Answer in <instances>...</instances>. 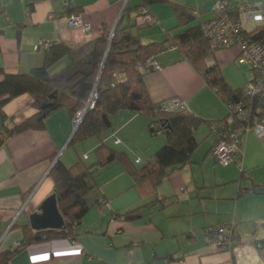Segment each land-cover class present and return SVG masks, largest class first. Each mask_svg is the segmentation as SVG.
<instances>
[{"label": "crops", "instance_id": "1", "mask_svg": "<svg viewBox=\"0 0 264 264\" xmlns=\"http://www.w3.org/2000/svg\"><path fill=\"white\" fill-rule=\"evenodd\" d=\"M174 1L195 6L200 10L197 19L204 22L213 16L218 2ZM228 1L232 6L242 3ZM252 1L264 5V0ZM135 2L130 0V4ZM70 9L91 24L90 31L69 24L66 14ZM148 9L156 21L141 29L142 38L163 39L177 18L169 4H152ZM50 12L56 16L50 18ZM122 13V0H0V67L24 72L41 65L45 48H36L41 41L80 44L103 33L109 35L115 26L129 21L127 13ZM240 19L249 28L256 25L243 15ZM237 53V46L219 49L210 60L220 64L234 88L243 87L249 77L248 68L236 63ZM153 58L160 68L148 71L145 81L155 101L178 97L189 111L206 119L228 115L226 102L176 47ZM68 60L61 58L50 71L59 70ZM32 100L29 93H22L8 101L4 111L20 122L35 111ZM149 122V116L123 109L113 116L102 138L91 136L70 146L75 122L61 106L45 116L44 128L9 136L0 145V251L17 246L23 238V225L30 224V214L40 211L43 200L54 193L49 170L57 158L71 165L87 154L85 159L92 161L103 139L142 165L165 143L164 134H150ZM194 133L200 144L192 161L172 170L156 193L144 194L119 163L102 168L95 177L99 187L87 195L90 207L76 233L33 241L12 255L11 264H264V138L247 133L241 157L222 164L213 153L216 139L210 126L203 123ZM240 185L247 191L240 192ZM156 198L154 205L143 207L139 219L124 220L113 214ZM229 220L236 226L234 246L217 249L204 229Z\"/></svg>", "mask_w": 264, "mask_h": 264}, {"label": "trees", "instance_id": "2", "mask_svg": "<svg viewBox=\"0 0 264 264\" xmlns=\"http://www.w3.org/2000/svg\"><path fill=\"white\" fill-rule=\"evenodd\" d=\"M222 1L229 15L240 19V5L232 6L228 0ZM152 4H169L177 24L166 29L163 39L144 41L141 29L148 25L136 23L137 11L139 7L148 8ZM72 12L78 11L70 9L69 13ZM123 13H127L129 21L118 24L111 38L108 33H103L80 44L65 40L50 41L41 65L24 72H7L0 67V145L16 133L44 128L45 116L61 106L66 107L73 118L86 108L70 137V146L91 136L102 138L103 132L111 126L113 116L123 109L149 116L150 134H164L165 143L142 165H137L125 150L112 147L103 139L95 148L92 161L80 157L75 163L66 165L57 158L49 175L65 226L61 229H34L30 224L23 225L22 240L14 249L0 251V264H11L12 255L33 241L75 234L76 227L82 223L90 207L87 195L99 187L95 177L102 168L119 163L144 194L156 193L159 184L172 170L192 161L193 153L200 144L194 132L201 124H208L210 131L215 125L223 124L230 128L243 125V121L236 119L231 111L224 118L211 120L186 107L166 109L163 100L155 101L151 97L146 85L145 75L151 70L146 66V61L168 47H176L223 101H249L243 87H232L226 81L220 64L216 60L210 61L220 48L211 45L204 21L197 19L200 10L191 4L174 0H136L132 4L128 0ZM244 33L264 43V22L245 28ZM63 57H68V62L59 70L51 72L49 68ZM22 93L32 96L35 111L24 120L15 122L5 113L4 105ZM90 98L93 99V105L87 106ZM159 200L165 204L163 197ZM157 201L156 198L144 205L113 214L124 220H136L142 217L144 206H152Z\"/></svg>", "mask_w": 264, "mask_h": 264}, {"label": "built area", "instance_id": "3", "mask_svg": "<svg viewBox=\"0 0 264 264\" xmlns=\"http://www.w3.org/2000/svg\"><path fill=\"white\" fill-rule=\"evenodd\" d=\"M128 0H122V11ZM66 6V4H65ZM241 15L246 19L259 25L264 22V5H256L252 0H242L240 4ZM50 18L56 16L55 12H50ZM69 24L83 31H90L91 24L83 20L78 12L66 14ZM155 17L145 6L139 7L136 16V23L140 26L154 24ZM204 28L207 37L213 47L230 48L238 47V53L235 57L239 65L249 69L250 75L243 86L249 101L233 100L226 102L228 110L235 114L236 119L243 121L239 127L213 126L211 133L215 136L216 142L213 153L216 159L222 164L235 162L242 155V144L244 136L249 132H254L259 137L264 138V43L248 37L244 33L246 28L241 19L233 18L226 11L225 2L218 0L214 9L213 16L204 22ZM111 33V32H110ZM109 33V37H110ZM49 41L37 43L36 48H47ZM146 66L151 69H159L160 65L154 58L146 61ZM88 105H93V99ZM166 109H182L185 107L184 101L178 97H173L163 102ZM82 115V110L74 118L75 125ZM120 142L119 138H115ZM88 157L87 154L84 155ZM139 160V159H138ZM240 192H246L247 189L240 186ZM204 232L208 237L209 243L220 250H231L235 243L236 226L232 220L209 225L205 227ZM260 245V243H258Z\"/></svg>", "mask_w": 264, "mask_h": 264}, {"label": "water", "instance_id": "4", "mask_svg": "<svg viewBox=\"0 0 264 264\" xmlns=\"http://www.w3.org/2000/svg\"><path fill=\"white\" fill-rule=\"evenodd\" d=\"M115 28L116 26L110 31L111 32L110 38L112 37L113 31L115 30ZM90 100L91 98L89 99V101ZM89 101L87 103V106L89 104ZM85 111H86V108L82 110V115L78 123L75 125L74 130L79 124ZM39 210L40 211H35L30 214V224L34 229H41V228L61 229L65 226L64 218L58 208L56 193H52L48 197H46L43 200V202L40 204Z\"/></svg>", "mask_w": 264, "mask_h": 264}, {"label": "rangeland", "instance_id": "5", "mask_svg": "<svg viewBox=\"0 0 264 264\" xmlns=\"http://www.w3.org/2000/svg\"><path fill=\"white\" fill-rule=\"evenodd\" d=\"M245 26H246L247 28L251 27V25H250V24H247V23L245 24ZM236 63H237V62H236ZM247 72H248V74L250 75V71H249V69H247ZM246 82H247V80H246ZM246 82H245V83H246ZM245 83H244V84H245Z\"/></svg>", "mask_w": 264, "mask_h": 264}]
</instances>
